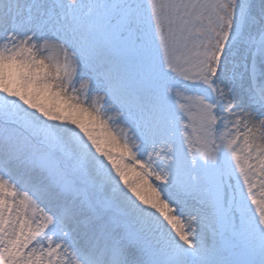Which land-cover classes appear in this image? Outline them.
<instances>
[{
    "label": "snow or ice",
    "instance_id": "1",
    "mask_svg": "<svg viewBox=\"0 0 264 264\" xmlns=\"http://www.w3.org/2000/svg\"><path fill=\"white\" fill-rule=\"evenodd\" d=\"M0 264H264V0H0Z\"/></svg>",
    "mask_w": 264,
    "mask_h": 264
}]
</instances>
